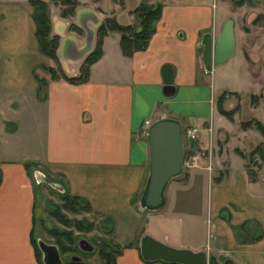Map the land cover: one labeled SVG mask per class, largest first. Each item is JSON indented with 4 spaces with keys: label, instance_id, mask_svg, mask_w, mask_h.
Masks as SVG:
<instances>
[{
    "label": "crops",
    "instance_id": "0c3cea01",
    "mask_svg": "<svg viewBox=\"0 0 264 264\" xmlns=\"http://www.w3.org/2000/svg\"><path fill=\"white\" fill-rule=\"evenodd\" d=\"M78 1L72 17H62L58 8L51 15L53 34L60 35L57 54L69 76L80 74L83 61L95 48L97 29L107 17L133 24V11L142 2L161 4L163 10L145 50L126 56L121 34L110 32L89 80L71 83L53 80L41 68L54 62L40 51L29 1L0 0V145L4 148L0 264H39L31 235L40 189L49 184L38 183L36 176L60 183L66 194L89 208L90 215L100 217L106 233H115L114 224L128 217L130 223L135 221L131 235L138 234L136 217L144 210L140 198L150 169L146 122L151 125L162 117L178 119L184 132L189 127L200 130L198 142L184 137L189 157L201 152L199 165H185L183 174L170 182L164 205L169 208L162 223L141 231L138 242L135 238L124 246L120 243L116 263L171 264L142 257L145 235L176 248L204 250L220 262L228 258L235 264L264 262V182L249 179L239 146L230 144L236 115L229 119L215 105L224 90L216 92L214 78H204L200 72L207 65L204 37L219 34L224 23L223 12L218 16L219 4ZM71 23L81 32L71 30ZM246 27L243 37L248 40L242 44L241 58L236 34V51L228 61L242 60L249 68L259 65L264 56V30ZM255 29L259 35L253 36ZM166 65L173 68L177 88L173 97L163 91ZM35 73L48 78L45 91L39 92Z\"/></svg>",
    "mask_w": 264,
    "mask_h": 264
},
{
    "label": "rangeland",
    "instance_id": "374dc122",
    "mask_svg": "<svg viewBox=\"0 0 264 264\" xmlns=\"http://www.w3.org/2000/svg\"><path fill=\"white\" fill-rule=\"evenodd\" d=\"M181 1V0H180ZM183 1V2H182ZM181 3L189 4L193 1H209L210 3L219 4L217 9L218 16L222 14L221 18L225 22L229 17L235 19L236 34L239 39V53L237 57L241 58L242 55V44L247 41L243 37V29L246 25L248 26H261L264 27V0H246L247 3L239 5L236 0H182ZM49 4L50 14H54V11L60 10L61 7L55 5L52 0H47ZM222 4L225 9H223ZM58 8V9H57ZM224 10V11H223ZM262 15V20L259 19L257 22L254 20L257 16ZM52 18V17H51ZM263 29V28H262ZM264 30V29H263ZM259 30L252 32V35H259ZM253 46L257 44V38L252 39ZM261 48V47H259ZM262 54V53H261ZM229 63H224L223 66L206 65L205 68H201L200 72L204 78H214V89L216 92L224 91L232 92L227 96L225 101L226 108L228 110L234 109L240 105V109L234 114L236 115L235 127L230 132L232 135L231 146L238 145L239 149L249 155L252 150L264 141V136L257 128L252 125L248 129H242L241 124L251 119L264 120V60H260L259 65H249L247 68L246 64H242V60L234 61L230 60ZM248 69L250 72H248ZM207 70L211 72L207 73ZM249 73V74H248ZM234 92V93H233ZM235 92H238L237 94ZM259 96V102H255L253 96ZM218 98H215V105L218 108ZM228 101V102H227ZM253 105V107H252ZM259 105V106H254ZM258 107V108H257ZM0 122H2V116L0 115ZM264 123V121H262ZM13 125V123H12ZM199 141V138L196 142ZM0 145V152L4 149ZM3 153V152H2ZM1 153V154H2ZM8 156V155H7ZM17 158V156H13ZM189 158V154L186 153L184 165ZM185 168V167H184ZM259 179L264 182V165L258 170ZM41 201L38 203L37 217L35 221V239L46 241L50 244H55L59 237L61 240L68 244V240L65 236H62V232H73V236L78 240L80 238H87L94 245L95 249L90 254L80 253V250L72 252L74 255H80L86 259L85 264H105L104 260L100 256L101 248H105L114 253V250L121 248L125 243L134 241L136 238L139 239L141 231L149 232L148 226H156L162 223L163 213L168 210L169 207H164L156 212H150L147 210H139L136 217L138 228H140L138 234L131 235L133 231L132 226L135 225V221H128V217H120L117 221V225L114 224L116 232L108 234L103 230L100 217L90 215L89 209L85 205L75 204L74 209L69 210L65 208L67 204L60 192L50 185H44L41 189ZM58 214L55 216L54 214ZM124 218H126L124 220ZM150 219V223L148 222ZM65 219L68 221V225H65L62 221ZM132 229V230H131ZM53 231L59 233V236ZM163 233L165 231L163 230ZM61 235V236H60ZM129 236L128 239H125ZM137 236V237H136ZM132 237V238H131ZM163 237V235L161 236ZM138 242V241H137ZM136 242V243H137ZM39 243V242H38ZM121 243V245H119ZM62 253V250H60ZM71 252L61 254L62 258L66 257ZM42 255V251H41ZM68 263V262H67ZM66 263V264H67ZM260 264V263H258ZM261 264H264L262 262Z\"/></svg>",
    "mask_w": 264,
    "mask_h": 264
},
{
    "label": "water",
    "instance_id": "95a60500",
    "mask_svg": "<svg viewBox=\"0 0 264 264\" xmlns=\"http://www.w3.org/2000/svg\"><path fill=\"white\" fill-rule=\"evenodd\" d=\"M204 59L208 65H221L226 63L236 51L235 19L229 17L216 36L207 34L204 37ZM173 82V68L171 65L164 66V95L173 97L176 93ZM148 141L150 148L149 175L141 194L140 205L147 211H158L166 203V190L170 182L181 176L184 172V160L186 155L183 126L173 117H162L154 121L148 129ZM36 176V175H35ZM37 182L46 181L50 186L61 193L65 189L58 182L47 178L35 177ZM39 247L42 251L44 264H63L60 248L56 244H50L40 239ZM78 246L91 252L96 247L87 238H80ZM140 252L146 261H163L178 264H235L228 258L223 262L212 255L209 256L204 250L193 251L186 248L170 246L150 235L142 238ZM78 255H71L70 260L76 261Z\"/></svg>",
    "mask_w": 264,
    "mask_h": 264
},
{
    "label": "trees",
    "instance_id": "16d2710c",
    "mask_svg": "<svg viewBox=\"0 0 264 264\" xmlns=\"http://www.w3.org/2000/svg\"><path fill=\"white\" fill-rule=\"evenodd\" d=\"M33 7V18L36 23V35L39 43L40 51L49 59H51L54 64L50 66L42 65L41 68L45 70L53 80L63 79L71 83H81L89 80L91 66L96 63L103 55V43L105 37L110 32H118L121 34V48L126 56H132L137 51L145 50L153 35L157 31V22L162 16L163 6L161 4H152L147 2H142L133 11L135 14V22L133 24H121L114 17H107L103 23L97 29V41L95 48L90 52V54L85 58L81 65L80 74L78 76H69L63 70L57 49L60 44V35L53 34L52 18L50 14L49 4L47 0H28ZM55 5L61 7L60 14L62 17L70 18L75 15L77 7L79 6L78 0H52ZM243 2L239 1L238 4L241 5ZM71 30L81 29L71 23ZM36 79L39 83V92L45 91L48 87V78L41 77L39 74L35 73ZM234 93V92H233ZM236 94L238 92H235ZM232 94V92L224 91L218 98V110L221 114L229 119H233L234 114L240 109V105L236 106L232 110H227L224 107V103L227 96ZM254 101L259 102V96H253ZM254 125L257 130L261 132L264 136V123L259 119H251L245 121L241 124L244 129H248ZM239 154L244 160V165L248 174L249 179L252 182L259 180L258 170L264 165V141L257 145L252 152L247 155L244 151L238 149ZM63 199L66 201L65 208L72 210L75 204H81L75 199H72L68 194L62 195ZM82 205V204H81ZM87 207V206H86ZM88 208V207H87ZM89 209V208H88ZM58 216V214H54ZM65 225H68V221L63 219L62 221ZM53 233L59 236L56 231ZM62 236H65L68 240V244H65L61 237L55 242V244L62 250L63 253L78 251L79 246L76 243V238L73 236V232H62ZM61 236V235H60ZM31 241L35 248V254L39 261V264H44L42 261L41 249L39 247L38 241L35 239V230L32 232ZM78 242V241H77ZM119 250H114V253L106 250L104 247L100 250V256L104 260L105 264H117V255ZM67 264H82L79 262L69 261ZM178 264V263H171Z\"/></svg>",
    "mask_w": 264,
    "mask_h": 264
},
{
    "label": "built area",
    "instance_id": "2783aa9c",
    "mask_svg": "<svg viewBox=\"0 0 264 264\" xmlns=\"http://www.w3.org/2000/svg\"><path fill=\"white\" fill-rule=\"evenodd\" d=\"M208 72H211V70L209 71L207 70V73ZM146 124L148 127H150V122H146ZM147 135H148V130H147ZM184 137L191 141H197L198 138L200 137V130H198V128L196 127H189L185 130ZM200 158H201V152H195L188 158L185 165L190 168L197 167L199 165Z\"/></svg>",
    "mask_w": 264,
    "mask_h": 264
},
{
    "label": "flooded vegetation",
    "instance_id": "af4514ba",
    "mask_svg": "<svg viewBox=\"0 0 264 264\" xmlns=\"http://www.w3.org/2000/svg\"><path fill=\"white\" fill-rule=\"evenodd\" d=\"M237 2H239V1H242L243 3L241 4V5H244V4H246L247 3V1L246 0H236ZM262 18V15H259V16H257V18L254 20V22H257L259 19H261ZM262 20V19H261ZM236 24V23H235ZM259 27H261V26H259ZM261 28H263L264 29V27H261ZM245 29H248L247 27H245ZM263 51V50H262ZM261 51V52H262ZM260 60H264V56L262 57V58H260ZM79 250H80V253H83V255L84 254H90V252H88V251H84V250H82L80 247H79ZM62 255H63V252L61 253ZM71 255H74V253H70V256ZM70 256H69V254L68 255H66V257L64 258L63 257V264H66L67 262H69V261H71L70 260ZM79 257H77L76 258V261H72V262H79V263H82V264H85V261H86V259L84 258V257H81L80 255H78ZM62 257V256H61Z\"/></svg>",
    "mask_w": 264,
    "mask_h": 264
}]
</instances>
